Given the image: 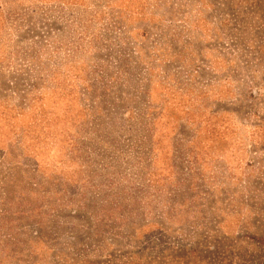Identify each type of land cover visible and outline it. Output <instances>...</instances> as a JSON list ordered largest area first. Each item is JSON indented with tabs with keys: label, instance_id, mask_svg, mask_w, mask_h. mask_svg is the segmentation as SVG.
I'll list each match as a JSON object with an SVG mask.
<instances>
[{
	"label": "rangeland",
	"instance_id": "1",
	"mask_svg": "<svg viewBox=\"0 0 264 264\" xmlns=\"http://www.w3.org/2000/svg\"><path fill=\"white\" fill-rule=\"evenodd\" d=\"M0 264H264V0H0Z\"/></svg>",
	"mask_w": 264,
	"mask_h": 264
}]
</instances>
